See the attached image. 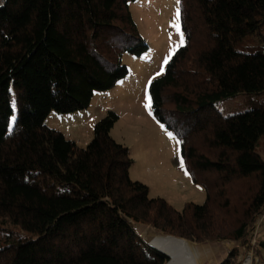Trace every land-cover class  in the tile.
Returning <instances> with one entry per match:
<instances>
[{"label":"trees","instance_id":"1","mask_svg":"<svg viewBox=\"0 0 264 264\" xmlns=\"http://www.w3.org/2000/svg\"><path fill=\"white\" fill-rule=\"evenodd\" d=\"M136 0H0V264H165L134 225L193 242L245 243L264 213V100L223 115L218 102L264 93V0H180L184 44L148 88L155 119L180 141L201 205L177 211L132 181L107 112L85 148L45 125L90 106L147 50ZM264 43V39H262ZM11 129V131L9 130ZM254 251L264 253V239ZM220 264H236L237 252Z\"/></svg>","mask_w":264,"mask_h":264},{"label":"rangeland","instance_id":"2","mask_svg":"<svg viewBox=\"0 0 264 264\" xmlns=\"http://www.w3.org/2000/svg\"><path fill=\"white\" fill-rule=\"evenodd\" d=\"M177 7V0H136L130 3L129 11L139 35L147 45L146 52L140 57L125 53L122 56V64L128 69L127 76L118 81L112 89L95 92L87 109L69 114L51 112L45 120V125L61 132L78 147L85 148L93 137L95 124L107 112L115 113L118 121L111 129L110 135L117 143L129 149L133 161L129 169L130 179L146 185L150 198H161L177 211H181L187 203L201 205L205 201V190L192 182L181 158L177 137L155 119L151 103L150 107H146V97L150 98V83L163 75L167 63L181 47V34L184 41L181 27L179 33L175 27L174 16ZM262 39L264 28L261 37L247 38L236 49L249 53H264ZM263 100L264 93L238 95L218 102L216 108L227 116L243 113ZM169 132L172 137H169ZM256 152L264 159V140L260 141ZM134 227L137 234L148 243L158 236L178 238L162 234L149 226ZM179 239L205 247L207 257L204 264H220L227 260L233 251L237 252L236 264H242L248 255L252 256V264H264V253L255 252L253 249L258 240L264 239V213L255 220L245 243L231 240L198 243Z\"/></svg>","mask_w":264,"mask_h":264},{"label":"bare ground","instance_id":"3","mask_svg":"<svg viewBox=\"0 0 264 264\" xmlns=\"http://www.w3.org/2000/svg\"><path fill=\"white\" fill-rule=\"evenodd\" d=\"M152 244L160 251L170 255L178 264H204L207 251L203 246H197L185 240L169 237H156ZM242 264H252V256H246Z\"/></svg>","mask_w":264,"mask_h":264},{"label":"snow or ice","instance_id":"4","mask_svg":"<svg viewBox=\"0 0 264 264\" xmlns=\"http://www.w3.org/2000/svg\"><path fill=\"white\" fill-rule=\"evenodd\" d=\"M180 3V0H177V5H179ZM179 19H180V11H179V7H177V11L175 13V16H174V21H175V27H176V30L177 32L179 33L180 31V25H179ZM183 35L181 34V40H180V45L182 46L183 45ZM167 61H165L166 63ZM146 99L148 100V103L146 104V107H150V98L146 97ZM163 127V126H162ZM11 131V129H9ZM169 137H172V133L169 132L168 133ZM180 141L177 140V144H179ZM177 151H179V149H177ZM181 166H183V161L181 160Z\"/></svg>","mask_w":264,"mask_h":264},{"label":"water","instance_id":"5","mask_svg":"<svg viewBox=\"0 0 264 264\" xmlns=\"http://www.w3.org/2000/svg\"><path fill=\"white\" fill-rule=\"evenodd\" d=\"M167 237H169V238H174V237H171V236H167ZM174 239L182 240V239H179V238H174ZM153 241H154V239H153L151 242L148 243V246H150V247L153 248L154 250L160 252L162 255H164V256L168 259L167 262H166L165 264H178V262H175V261H174V258H173V257H171L170 255H168V254H166V253H164V252L158 250V249L152 244Z\"/></svg>","mask_w":264,"mask_h":264}]
</instances>
